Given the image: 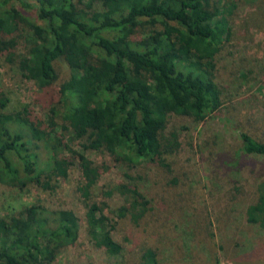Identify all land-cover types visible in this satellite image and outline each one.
<instances>
[{"label": "trees", "instance_id": "trees-1", "mask_svg": "<svg viewBox=\"0 0 264 264\" xmlns=\"http://www.w3.org/2000/svg\"><path fill=\"white\" fill-rule=\"evenodd\" d=\"M233 1L0 0V52L18 57L26 78L49 87L58 79L59 60L74 73L61 89L69 104L65 122L58 123L54 107L49 128L32 106L6 113L10 98L0 91V180L56 191L72 164L65 153L73 150L67 133L82 141L84 152L111 149L128 170L144 163L169 167L166 156L181 147L176 131L165 133L169 116L201 120L223 105L216 55L232 37L228 7ZM238 3L254 7L264 27V0ZM146 26L152 27L150 33L135 38L139 27ZM238 136L247 154L264 156V137L244 128ZM79 157L86 178L80 190L88 197L87 234L110 256L124 257L125 244L115 237L121 222L130 220L140 228L160 212L136 176L126 171L128 182L113 190L125 202L107 216V205L91 199L100 172L90 159ZM256 193L244 213L250 224L264 226V179ZM80 229L73 210L39 202L0 217V264H52L75 244ZM146 238L139 244L141 263L165 264L161 240L153 242L152 232Z\"/></svg>", "mask_w": 264, "mask_h": 264}, {"label": "rangeland", "instance_id": "rangeland-1", "mask_svg": "<svg viewBox=\"0 0 264 264\" xmlns=\"http://www.w3.org/2000/svg\"><path fill=\"white\" fill-rule=\"evenodd\" d=\"M228 12L232 37L216 55V81L223 105L201 120L169 116L165 133L176 131L181 142L177 152L166 156L169 167L144 163L128 170L122 161L114 159L111 149L84 152L82 141L67 133L73 150L65 153L72 164L56 191L0 180V217L8 218L38 202L50 209L73 210L78 216V240L60 252L52 264H142L139 249L147 242L146 232H152L153 242L156 237L161 240L165 264H264V226L250 224L244 213L264 179V156L247 154L238 136L244 128L264 137V27L255 8L243 7L238 0L229 4ZM31 15L35 17L34 12ZM151 28L139 27L134 37H143ZM56 69L58 79L44 88L23 75L18 57L12 59L0 52V91L10 98L6 113L15 106H32L49 128L48 118L55 107L56 120L64 123L69 104L61 89L74 73L63 60ZM79 154L90 159L100 172L91 199L107 205V216L112 217L125 202L113 190L116 184L128 182L126 171L136 176L155 211L160 212L140 228L130 220L121 222L115 237L125 244L124 257L110 256L87 234L84 201L88 197L80 190L86 178ZM173 179H179L178 184H170ZM237 186L239 192L235 191Z\"/></svg>", "mask_w": 264, "mask_h": 264}]
</instances>
